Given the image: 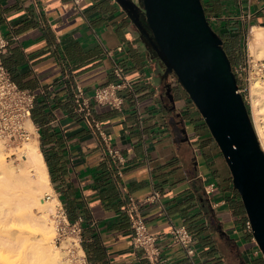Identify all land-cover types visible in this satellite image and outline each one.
<instances>
[{
  "label": "crops",
  "instance_id": "obj_1",
  "mask_svg": "<svg viewBox=\"0 0 264 264\" xmlns=\"http://www.w3.org/2000/svg\"><path fill=\"white\" fill-rule=\"evenodd\" d=\"M201 2L226 50L243 48L245 58L254 30L264 29V0ZM0 31L4 67L34 95L31 122L51 197L79 221L86 264H148L132 247L128 197L165 264H264L204 121L115 0H0ZM115 66L130 88L119 91V109L90 104L100 135L74 111L72 92L116 83ZM172 226L192 235L191 257L172 244Z\"/></svg>",
  "mask_w": 264,
  "mask_h": 264
},
{
  "label": "water",
  "instance_id": "obj_2",
  "mask_svg": "<svg viewBox=\"0 0 264 264\" xmlns=\"http://www.w3.org/2000/svg\"><path fill=\"white\" fill-rule=\"evenodd\" d=\"M127 14L128 0H115ZM148 44L214 139L264 260V153L220 37L200 0H140Z\"/></svg>",
  "mask_w": 264,
  "mask_h": 264
},
{
  "label": "built area",
  "instance_id": "obj_3",
  "mask_svg": "<svg viewBox=\"0 0 264 264\" xmlns=\"http://www.w3.org/2000/svg\"><path fill=\"white\" fill-rule=\"evenodd\" d=\"M76 2V1H74ZM8 40L0 31V140L5 145L9 155H15V150L23 143L29 141L34 135L31 122V113L34 105V95L19 88L11 79L9 72L3 65L2 56L6 52ZM244 60L233 67L237 92L245 100L249 97V85L256 81L264 89V56L254 58L248 53ZM113 73L117 82L103 87L95 88L92 93L85 94L81 87L76 85L72 92L74 111L84 116L87 124L102 135L98 123L92 119L90 104L96 103L119 109L122 105L121 89L130 88V84L123 75L122 68L115 66ZM108 154L114 163L123 165L124 159L117 151L108 150ZM212 186V185H210ZM154 193L149 199L157 198ZM46 200H51V195H45ZM124 212L130 222L132 247L141 252L142 258L148 264H165L156 241L157 237L150 234L143 220L139 204L131 197L127 198ZM51 221L56 233V240L61 252L60 264H86L85 256L81 248V229L79 221L70 223L64 208L57 203L54 205ZM245 228L251 232L248 222ZM172 244L180 247L188 257L194 250L191 246L192 235L183 226H172L168 232Z\"/></svg>",
  "mask_w": 264,
  "mask_h": 264
},
{
  "label": "bare ground",
  "instance_id": "obj_4",
  "mask_svg": "<svg viewBox=\"0 0 264 264\" xmlns=\"http://www.w3.org/2000/svg\"><path fill=\"white\" fill-rule=\"evenodd\" d=\"M255 45H257L255 56H263L264 29L262 28L255 29L252 34L249 42L250 53ZM249 101L254 130L264 153V89L256 81L249 85ZM16 155L18 160L16 163L4 161L3 143L0 140V220L2 221L0 245L11 246L15 240L18 231L12 228L13 226L8 225L11 223L21 224L23 219H28L34 222L41 231L36 233V236L29 237L28 241L31 240V242H28L27 251H25L27 259L30 262L41 264H60L58 257L61 256V253H57L52 248L49 238L46 236L47 233L43 231L47 229L48 233H52L54 227L50 228L46 224L48 219H46L45 214L36 216L32 212L33 207L42 208L45 213L53 212L52 203L57 204L56 199L51 201L40 200L42 199V191L51 193V188L42 156L38 151L35 135L17 149ZM23 242L26 243V241Z\"/></svg>",
  "mask_w": 264,
  "mask_h": 264
},
{
  "label": "rangeland",
  "instance_id": "obj_5",
  "mask_svg": "<svg viewBox=\"0 0 264 264\" xmlns=\"http://www.w3.org/2000/svg\"><path fill=\"white\" fill-rule=\"evenodd\" d=\"M256 46L257 45H255L253 47V50H252V52L250 54L254 58H261V57H263L264 54L261 57H256L255 56ZM240 49L242 51V53H241V59H243L245 54L243 52V48H240ZM263 50H264V46H263ZM244 101H245V104H246V106L248 108V112H249V114L251 116V119L253 121V118H252V110H251V105H250L249 97L247 96ZM23 145H24V143L20 147H22ZM20 147H18V148H20ZM17 149L15 150V155H9V152H7V149H6L5 145L3 144V159H4V161H7L8 163L9 162L16 163L18 161L17 158H16L17 157V155H16ZM45 195H51V193L50 192H47V191H42V196H41L42 199H40L41 201H45L46 200ZM47 201H49V200H47ZM55 204L56 203L53 202L52 203V206H54ZM32 212L36 216H41L42 214H45L46 215L45 216L46 219H48V220H46V224L50 228L53 227V224H52V221H51V215H52L53 212H49V213L46 212L45 213V212H43V209L42 208H39L38 209L37 207H33L32 208ZM27 220L28 219H23L22 220L23 223L21 222V224L20 223L19 224H16V223L14 224V223H11L10 222L11 224L8 225V226H13L12 228H15V230L18 231V232H17V235L15 237V240L12 242L13 244L11 246H3V245H0V260H1L0 261V264H41V263L33 262V261L30 262L27 259V255L25 254V251H27L26 247H28V242H31V240L30 241H28V240L30 238H32L33 235L36 236L38 234V232L41 231V229L38 226H36L34 222H32L31 220H28V221ZM1 223H2V221L0 220V225H1ZM43 231L47 233L46 236L49 238V241H50L49 243L52 246V248L57 253L60 254L61 252L59 251L60 248L58 247V241L56 240L55 230L52 233H48V230L47 229H45ZM23 241H26V243L23 242ZM60 258H61V256L58 257L59 262H60Z\"/></svg>",
  "mask_w": 264,
  "mask_h": 264
},
{
  "label": "flooded vegetation",
  "instance_id": "obj_6",
  "mask_svg": "<svg viewBox=\"0 0 264 264\" xmlns=\"http://www.w3.org/2000/svg\"><path fill=\"white\" fill-rule=\"evenodd\" d=\"M125 6L128 10L130 18L132 19V21H135V23H136V24H132V25H133L134 29L136 30L138 37L140 39L144 40V38L140 37V34H141L140 30H145L146 32H147V30H146V26L144 25V22H143V15H142V11H141L140 0H128V3L126 2ZM164 73H165V75L170 77V79L175 78L172 73H167L165 68H164Z\"/></svg>",
  "mask_w": 264,
  "mask_h": 264
},
{
  "label": "trees",
  "instance_id": "obj_7",
  "mask_svg": "<svg viewBox=\"0 0 264 264\" xmlns=\"http://www.w3.org/2000/svg\"><path fill=\"white\" fill-rule=\"evenodd\" d=\"M200 1H201V0H200ZM201 3H202V2H201ZM202 6H203V3H202ZM203 9H204V8H203ZM204 13H205V11H204ZM221 41H222V40H221ZM222 47H223V49H224V51H225V53H226V55H227V57H228V59H229V61H230L231 68L233 69V65L241 59V53H242V51H241V49H240L239 55L234 56V55H231V54L226 50L223 41H222ZM246 107H247V106H246ZM247 110H248V108H247ZM31 118H33L32 113H31ZM34 121H35V120H34ZM66 216H67V215H66ZM67 219H68V218H67ZM68 221H69L70 223H73V222H72L71 220H69V219H68Z\"/></svg>",
  "mask_w": 264,
  "mask_h": 264
}]
</instances>
